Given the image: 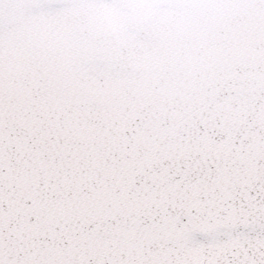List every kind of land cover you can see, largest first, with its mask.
Returning a JSON list of instances; mask_svg holds the SVG:
<instances>
[{"label":"snow or ice","instance_id":"1","mask_svg":"<svg viewBox=\"0 0 264 264\" xmlns=\"http://www.w3.org/2000/svg\"><path fill=\"white\" fill-rule=\"evenodd\" d=\"M0 264H264V0H0Z\"/></svg>","mask_w":264,"mask_h":264}]
</instances>
